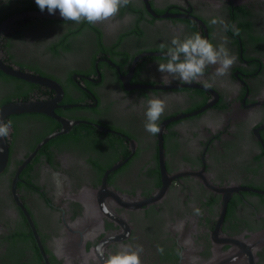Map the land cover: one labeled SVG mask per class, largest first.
Listing matches in <instances>:
<instances>
[{
	"label": "flooded vegetation",
	"instance_id": "af4514ba",
	"mask_svg": "<svg viewBox=\"0 0 264 264\" xmlns=\"http://www.w3.org/2000/svg\"><path fill=\"white\" fill-rule=\"evenodd\" d=\"M14 7L0 23L40 10L0 0V15ZM197 33L227 37L236 63L162 84L171 40ZM0 59L57 86L0 68V105L55 101L3 119L0 264H104L127 245L142 264H264V0H132L95 25L21 17L0 31ZM152 97L167 102L156 135Z\"/></svg>",
	"mask_w": 264,
	"mask_h": 264
},
{
	"label": "clouds",
	"instance_id": "9594fccd",
	"mask_svg": "<svg viewBox=\"0 0 264 264\" xmlns=\"http://www.w3.org/2000/svg\"><path fill=\"white\" fill-rule=\"evenodd\" d=\"M35 3L41 12L46 9L48 13L54 14L58 10L65 21L76 23L86 21L88 24L95 25L115 17L120 9L131 4L132 0H35ZM211 23L222 24L225 31L229 28L227 23L216 18H213ZM232 30L235 35H239L238 28L232 26ZM227 42V37H224L223 43L214 46L198 33L183 40L174 37L170 42L171 46L167 47V62L158 63L157 71L162 74L161 83L170 84L169 77L183 83L199 81L205 74V69L210 65L217 66L215 73L217 76L228 74L230 68L236 63L237 57L230 54L226 47ZM160 47L164 49L166 46L161 44ZM166 108V99L152 97L147 100L144 127L151 135H156L161 131L158 121ZM10 128L11 121L8 124L0 121V138L8 136ZM194 212L197 215L201 214L199 208L194 209ZM98 251L103 256V251L101 249ZM157 251L163 254L164 249L158 247ZM142 253V245H137L135 248L127 245L117 253L108 255L104 264H142Z\"/></svg>",
	"mask_w": 264,
	"mask_h": 264
},
{
	"label": "water",
	"instance_id": "95a60500",
	"mask_svg": "<svg viewBox=\"0 0 264 264\" xmlns=\"http://www.w3.org/2000/svg\"><path fill=\"white\" fill-rule=\"evenodd\" d=\"M26 16H40V17H59L62 18L59 14V11L57 10L54 14L48 13L47 10H44L41 12L40 10H26L22 12L15 13L8 18L4 19L0 23V31L10 22L14 21L15 19L26 17ZM0 68L11 75L23 78L28 81H34L43 83L52 87L57 88L56 84L49 78H46L41 75L34 74L32 72L23 71L16 67H11L7 65L6 63L2 62L0 59ZM55 105L54 100H42V99H18V100H12L8 101L6 103H3L0 105V121L3 122V119L6 115L10 113H16V112H25V111H44V112H51L53 106ZM7 144L5 141V138H0V170L3 168V166L6 163L7 160ZM166 187V183L163 182V185L161 188H159L154 196H149L148 198H144L140 200L139 202H150L157 199L161 194L164 192ZM137 203L136 201H131V204Z\"/></svg>",
	"mask_w": 264,
	"mask_h": 264
},
{
	"label": "trees",
	"instance_id": "16d2710c",
	"mask_svg": "<svg viewBox=\"0 0 264 264\" xmlns=\"http://www.w3.org/2000/svg\"><path fill=\"white\" fill-rule=\"evenodd\" d=\"M18 10H20L19 7H14V8H12V9H10L9 11L5 12L3 15H0V20H1V18L5 17V15L7 16V14L9 15V14L15 12V11H18ZM2 16H3V17H2ZM0 75H4V74L0 71ZM4 76H6V75H4ZM6 77H7V76H6Z\"/></svg>",
	"mask_w": 264,
	"mask_h": 264
}]
</instances>
